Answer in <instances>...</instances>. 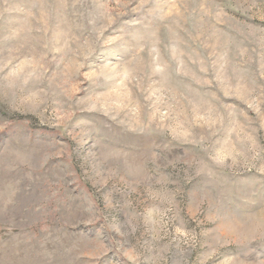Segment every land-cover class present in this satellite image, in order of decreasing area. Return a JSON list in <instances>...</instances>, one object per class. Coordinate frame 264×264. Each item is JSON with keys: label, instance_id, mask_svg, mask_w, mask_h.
<instances>
[{"label": "rangeland", "instance_id": "obj_1", "mask_svg": "<svg viewBox=\"0 0 264 264\" xmlns=\"http://www.w3.org/2000/svg\"><path fill=\"white\" fill-rule=\"evenodd\" d=\"M0 264H264V0H0Z\"/></svg>", "mask_w": 264, "mask_h": 264}]
</instances>
